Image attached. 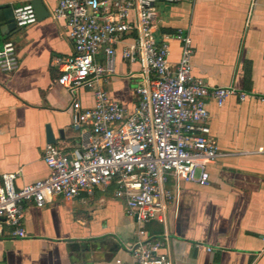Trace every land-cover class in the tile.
<instances>
[{"label":"crops","instance_id":"crops-1","mask_svg":"<svg viewBox=\"0 0 264 264\" xmlns=\"http://www.w3.org/2000/svg\"><path fill=\"white\" fill-rule=\"evenodd\" d=\"M31 2L0 0V15L4 22L13 19L16 7ZM42 2L47 18L22 28L0 25V48L12 40L20 62L13 73L0 70V184L4 173L18 171L17 188L50 174L44 160L46 125L60 148L79 142L72 128V96L56 82L54 64L57 56L74 55L75 44L67 20L54 16L58 0ZM158 10L154 35L159 42L169 37L174 66L181 44L172 36L184 30L193 42L195 77L258 98L231 96L221 106L207 99L211 133L230 155L208 165L207 185L182 182L175 188L171 177L168 186L176 197L167 228L153 221L145 229L155 236L167 231L174 264H264V0H160ZM135 17L132 12L130 18ZM134 37L117 45V74L106 86L129 110L138 101L139 63L123 60L121 50ZM79 98L83 107L94 105L89 90ZM125 207L115 186L71 199L56 197L43 207L28 202L23 220L28 235L13 236L10 227L4 228L0 264H136L127 247L137 240L138 225Z\"/></svg>","mask_w":264,"mask_h":264},{"label":"built area","instance_id":"built-area-1","mask_svg":"<svg viewBox=\"0 0 264 264\" xmlns=\"http://www.w3.org/2000/svg\"><path fill=\"white\" fill-rule=\"evenodd\" d=\"M159 1L58 0L54 16L67 20L76 53L54 59L59 69L56 82L72 96V128L79 142L72 149L46 146L47 178L17 188L20 172L3 174L0 234L10 227L13 236L27 237L23 220L28 202L43 207L56 197L71 199L115 186L116 197L125 201L126 213L138 225L137 240L127 247L136 264H174L167 231L149 235L145 226L158 221L167 228L169 205L176 197L168 186L171 177L175 188L182 182L207 185L208 165L230 155L211 133L207 99L221 106L231 96L240 101L258 96L234 86H210L195 77L193 42L184 30L172 36L181 44V57L174 66L169 37L159 42L154 35ZM14 21L21 28L35 24L34 6L16 7ZM132 33L135 37L123 46L121 58L139 63L141 84L135 88L137 105L129 110L106 86L117 74V45ZM19 65L16 45L6 40L0 48V70L13 73ZM82 90L93 93L92 107H83Z\"/></svg>","mask_w":264,"mask_h":264},{"label":"water","instance_id":"water-1","mask_svg":"<svg viewBox=\"0 0 264 264\" xmlns=\"http://www.w3.org/2000/svg\"><path fill=\"white\" fill-rule=\"evenodd\" d=\"M31 4L34 6L37 16H38V20H42L48 17L49 12L47 10V8L45 7V5L43 4L42 0H32ZM3 19V20H2ZM0 25L4 26V25H16L14 18L12 19H6V21L4 22V18L1 17L0 15ZM3 22V23H2ZM4 29H1V33L3 34ZM62 133V132H61ZM46 138H47V142L49 144H54L56 143V139L54 137V133L53 130L51 128L50 125H46Z\"/></svg>","mask_w":264,"mask_h":264}]
</instances>
